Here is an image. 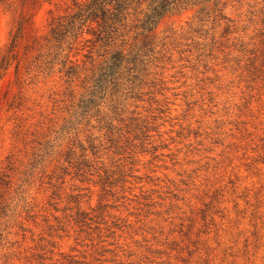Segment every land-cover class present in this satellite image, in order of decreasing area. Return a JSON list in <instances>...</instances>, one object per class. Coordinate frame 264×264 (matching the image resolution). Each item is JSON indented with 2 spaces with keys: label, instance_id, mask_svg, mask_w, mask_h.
I'll return each mask as SVG.
<instances>
[{
  "label": "rangeland",
  "instance_id": "rangeland-1",
  "mask_svg": "<svg viewBox=\"0 0 264 264\" xmlns=\"http://www.w3.org/2000/svg\"><path fill=\"white\" fill-rule=\"evenodd\" d=\"M85 2L0 0V264H264V0H139L102 77Z\"/></svg>",
  "mask_w": 264,
  "mask_h": 264
},
{
  "label": "trees",
  "instance_id": "trees-1",
  "mask_svg": "<svg viewBox=\"0 0 264 264\" xmlns=\"http://www.w3.org/2000/svg\"><path fill=\"white\" fill-rule=\"evenodd\" d=\"M147 8L141 23V29L149 32L165 15L177 11L186 0H144ZM139 0H87L77 6V11L67 18H59L51 27L50 35L57 42L64 38L68 30H72L77 23H95L98 28L97 38L108 48L107 57L100 64V76L114 74L122 64L128 62L132 52L125 53L115 44V35L124 26L128 17V10ZM69 73V72H68Z\"/></svg>",
  "mask_w": 264,
  "mask_h": 264
}]
</instances>
